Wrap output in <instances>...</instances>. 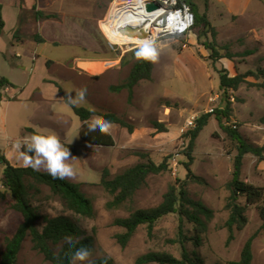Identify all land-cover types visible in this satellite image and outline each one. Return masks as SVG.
Instances as JSON below:
<instances>
[{"label": "rangeland", "instance_id": "1", "mask_svg": "<svg viewBox=\"0 0 264 264\" xmlns=\"http://www.w3.org/2000/svg\"><path fill=\"white\" fill-rule=\"evenodd\" d=\"M127 1L129 0H0L8 23L0 39V75L12 83V92L21 99L25 96L31 98L25 101L19 99L12 104L17 110L9 129V137L13 136L16 140L13 144L12 162L23 167L21 152L28 127L37 132L49 130L56 135H63L62 130L67 127L66 135L70 142L67 144L75 147L68 148L73 153L69 156L73 159L68 162L76 175L73 179H65L80 184L81 190L94 206L93 217L76 214L49 187L38 185L36 189L30 190L33 206L41 216L38 227H44L46 218L65 217L91 237L94 243L93 253L86 261L77 260L75 264H92L103 258H111L115 264H136L139 257L150 252H167L180 258V245L172 242L177 239V214L163 217L152 235L148 234L147 226H140L125 248L116 239V235L123 233L124 229L115 226L114 221L117 218H127L138 209L157 207L163 202L171 185L187 181L191 198L202 201L215 213L199 248L205 263L239 260L245 242L258 233L253 243V264H264L263 222L256 206L248 208L247 226L242 231L235 229L234 240L227 244L229 231L225 223L229 217L226 209L230 196L228 183L233 177L234 159L238 151L237 142L222 130L215 116V111L223 109L225 105L217 72L224 67L221 61L213 63L210 58L212 52L204 46L205 42L214 41L212 33L200 38L201 29L198 27L177 38H158L160 34L157 33L161 51L155 61L153 79L140 82L132 97L127 90L112 92L110 88L123 84L130 74L136 60L134 51L140 43L112 46L102 30L101 22L109 17L113 5H124ZM205 2L206 0H194L198 12L204 9ZM28 3L34 5V8L30 9L31 5ZM19 4L23 6L20 11L22 20L17 25L13 16L18 13L16 8ZM38 12L51 17L38 19ZM36 36L45 42H37ZM215 44L223 55L227 53V48L232 53L241 48L240 43L220 44L218 36L215 37ZM17 54L21 57L18 58ZM81 55L85 61L107 64L110 74L97 82L93 78L99 77L104 70L97 72V63H92L89 64L91 73L79 76L76 56ZM247 57H238L235 59L236 63L247 65L248 71L258 72L262 68L261 61L258 58L249 61ZM47 62L50 67L46 66ZM63 75H74V78L65 80ZM248 80L251 83H264L262 77ZM80 87L87 88V104L75 106L95 110L93 95L99 92L104 106L99 107L98 113L118 115L134 127V132L129 133L128 129L117 124L118 130L114 132L115 146L86 144L80 134L81 120L66 102L69 96L75 98ZM216 96L218 99L213 101ZM230 98L232 112L229 121L224 119L225 125L231 128L236 125V131L246 142L263 147L264 88L242 85L237 92H230ZM45 101H49L51 106ZM40 102L44 110L58 113L63 120L60 122L56 116L36 110ZM211 110L215 111L210 112ZM208 113L213 116L196 140L190 153L191 160L187 155L189 139L186 133L189 130L183 129L190 117L200 118ZM94 119L102 118L95 116ZM154 121L163 123L168 131L158 133L153 127ZM58 127L59 131L56 130ZM60 141L64 144V141ZM139 153H145L156 164H161L168 158L169 170L159 175H150L147 184L137 192L133 203L108 209L107 203L112 197L101 185L105 172L109 173L108 179H113L126 169L147 162L148 159L141 157ZM186 163L191 164L196 179L187 176ZM38 170L47 172L43 165ZM3 171L4 167L0 163L2 191L5 190L1 183ZM241 180L264 188V159L247 154L243 161ZM241 202L245 201L242 199ZM11 204V199L0 200V253L6 239L14 235L23 220L11 208ZM184 229L188 237L196 235L194 226L187 221L184 222ZM188 248L194 249L193 242L188 243ZM16 264L52 263L34 249L28 237L22 245Z\"/></svg>", "mask_w": 264, "mask_h": 264}, {"label": "trees", "instance_id": "2", "mask_svg": "<svg viewBox=\"0 0 264 264\" xmlns=\"http://www.w3.org/2000/svg\"><path fill=\"white\" fill-rule=\"evenodd\" d=\"M183 4L189 5L194 13L195 25L192 29L195 27L201 29L199 37H207L209 33H212L214 41H207L204 43V46L212 52L210 58L213 63H217L223 58L233 60L236 57H247L254 53V51L248 50L243 54H234L227 48V53L225 55L221 54L215 44L217 32L212 27L207 14H200L198 12L194 0H178V6H182ZM50 17L51 15H45L43 12L37 13L38 19ZM5 27L6 22L3 16V6L0 3V36L3 34ZM35 38L39 43L45 42L39 36ZM154 67L155 62L139 61L136 59L124 83L118 86H112L110 90L117 93L127 90L130 97H132L134 89L140 82L151 81L153 79ZM217 72L220 78L219 89L225 105L223 109L215 111V116L222 130H224L233 141L237 142L238 151L234 159L233 177L228 183L230 196L226 205V209L229 211V217L225 223V227L229 231L227 244H230L235 238L234 230L237 229L242 231L247 226V210L250 206H256L263 222L261 230H264V188L254 186L241 180L244 157L247 154H253L260 159H264V146L259 147L249 144L236 129L228 127L224 123V119H226V121L230 120L232 112L230 92H237L242 85L264 88V83H251L248 81V78H256L257 80L259 77H262L264 79V69L260 68L258 72L248 71L245 74H238L234 77H232L230 72L225 68ZM12 86L10 81L0 76V102L4 99L2 93L4 88ZM66 102L73 108L74 113L80 120L84 122L81 137L88 145L115 146V140L109 133L93 134L89 131V121L93 116L99 115L104 120L111 121L112 124H118L128 129L129 133L134 132V127L131 124L114 113H98L85 107L72 105L67 99ZM212 116L211 113L201 116L197 120L196 127L187 131L186 137L189 139V154L187 155L189 159L192 160L190 153L193 151L196 140L209 124V119ZM153 127L158 133H165L168 131L167 127L159 121H154ZM27 132L32 134L35 131L28 128ZM67 147L72 148L70 146ZM23 151H26V149L23 148ZM29 155L34 156L35 154L29 153ZM139 155L143 158H147V162H142L128 168L113 179H108L109 173L107 171L105 172L101 185L112 197V200L107 203L108 209H116L128 203H133L137 192L147 184L150 175H159L169 170L168 158H166L163 163L156 164L149 159L145 153H139ZM0 163L4 167L1 183L5 189L4 191L0 189V200L7 201L11 199V208L23 218L14 235L6 239L3 251L0 253V264H16L22 245L28 237H30L34 249L43 254L45 259L52 264H75V261L72 260V255L80 248L86 247L90 249V254L93 253L94 243L92 238L85 235L83 230L69 218H46L44 227L40 229L38 227V222L41 216L33 206L30 198L31 189H36L38 185L47 186L53 194L60 196L65 201L67 207L71 211L82 216L93 217V203L83 193L80 184L73 183L67 179L61 180L53 178L49 173L42 172L30 166H14L1 151ZM185 169L188 173V177L196 179L191 170L190 163L185 164ZM242 199L245 201L244 203L241 202ZM170 214H177L179 217L177 239L172 242L180 245L181 257L178 258L167 252H150L139 257L136 264H206L199 248L202 246L203 235L208 232L209 224L214 219L215 213L202 201L191 198L187 181L171 185L164 196L163 202L157 207L138 209L132 212L127 218L115 219L114 225L124 229L123 233L116 235L118 243L125 248L136 234L138 228L143 225L147 226L148 234L152 235L157 223L163 217ZM185 221L194 226L196 234L194 237H188L186 235L184 229ZM257 235L258 233L252 235L245 242L239 260L216 264H253V243ZM189 242H193V250L188 248ZM70 244L73 245V247L70 248ZM92 264H115V262L111 258H103L93 261Z\"/></svg>", "mask_w": 264, "mask_h": 264}, {"label": "crops", "instance_id": "3", "mask_svg": "<svg viewBox=\"0 0 264 264\" xmlns=\"http://www.w3.org/2000/svg\"><path fill=\"white\" fill-rule=\"evenodd\" d=\"M205 3L206 4L204 5V9L201 10L199 13L207 14L212 27L217 32L218 42L220 44H223V42L224 44L240 43L241 48L234 50L233 51L234 54H243L248 50L254 51L252 55L247 57V60L250 61V60H254L255 58H258V60H260L262 63V69H264V0H206ZM30 5H31L30 9H33L34 5L32 4ZM22 9L23 6L19 4L18 8H16V11H18V13L16 12V14L13 16V18H15V21L18 23L17 25H19L22 20L20 18L21 17L20 11ZM4 20L6 22V27H7L8 23L5 19V16H4ZM243 48H247V49L245 50ZM17 57L20 58L21 57L20 54H17ZM237 58L238 57L234 58L233 60H230L228 58L221 59L222 66L230 72V75L232 77L238 74H245L248 71L247 65L245 66V64L236 63L235 59ZM76 59H77L76 70L78 71L79 76H82V74L86 72L91 73L89 72V70H92V68L90 67L89 64L97 63V62L85 61L84 60L85 58L82 55L76 56ZM46 66H49L48 62L46 63ZM52 66H54V64ZM155 66H156V62H155ZM109 70L110 68H106V69L98 68L97 72L98 71L99 72L102 71V72L100 73L99 77H94L93 79L97 80L98 82L99 80H101V78L103 79L104 76L110 74L111 71ZM154 71H155V67H154ZM153 77H154V72H153ZM63 78L65 80L72 79L74 78V75L73 76L63 75ZM7 88H8L7 91L5 89L3 90L2 93L4 99L2 102H0V151L6 157H8V160H10L11 164L14 165V163L12 162V157L14 155L13 144L16 142V140H14L15 138L13 136H12L13 138L9 137L10 135L9 129H10L11 121L13 122V119H15L16 117L17 110L12 106V104L13 101L19 99L20 100L24 99L25 101L28 99L31 100V98L29 96H25L21 99L19 95L12 92L11 87H7ZM80 89H82V87H80L79 90ZM59 90L61 92L63 91L60 88ZM98 93L99 92L97 93L95 92L93 95V102L96 104V108L93 111L96 112H98L100 106L102 105L104 106L102 97ZM44 103L51 106V103L49 101H45ZM36 110H39L41 112L44 111L48 115L51 114L52 116H56V119L60 122L63 120L62 119L63 117L58 113H54L51 111L47 112L46 110H44V108L42 107V102L39 103V106L36 108ZM93 117L95 118V116ZM93 117L90 119L89 121L90 123H92L95 120ZM99 117L102 118L101 116ZM66 122L67 121H65V123ZM83 125L84 122L81 121L80 134L83 129ZM56 130L59 131V127ZM117 130H118L117 124H112V128L109 134L113 136L114 139H115L114 132H116ZM67 131L68 128L64 127L62 130L63 135L57 133V136L60 138V140L64 141L65 147L70 146L75 149L73 144H67L70 143L68 142V136L66 135ZM29 136L30 133L26 132L24 139H26ZM6 138L8 139V141H6ZM23 148L24 147H22V152H23ZM69 153L71 155L73 154L71 151H69ZM14 166H17V164H15ZM23 167H28V166H25V164H23ZM43 167L45 166L43 165Z\"/></svg>", "mask_w": 264, "mask_h": 264}, {"label": "clouds", "instance_id": "4", "mask_svg": "<svg viewBox=\"0 0 264 264\" xmlns=\"http://www.w3.org/2000/svg\"><path fill=\"white\" fill-rule=\"evenodd\" d=\"M160 46L157 38L149 37L140 42L134 55L139 61L155 62L160 55ZM87 88H82L75 93V98L69 96L68 102L72 105L84 106L86 101ZM89 131L93 134H108L112 128V122L104 119L94 120L88 125ZM26 151L21 152V158L25 166L38 169L44 165L46 171L53 177L61 180L73 179L76 172L73 166L68 162L73 158H69L70 153L68 147L61 143L58 136L49 130H40L34 132L27 137L24 142ZM34 153L35 155H29ZM73 247V245H69ZM90 256V249H77L73 255V261H86Z\"/></svg>", "mask_w": 264, "mask_h": 264}, {"label": "bare ground", "instance_id": "5", "mask_svg": "<svg viewBox=\"0 0 264 264\" xmlns=\"http://www.w3.org/2000/svg\"><path fill=\"white\" fill-rule=\"evenodd\" d=\"M111 10V14L101 22V26L112 46L137 44L149 37L157 38V33L160 34L164 29L163 22L158 20L160 12L150 14L145 11L142 1L115 4ZM107 66L104 63H97L96 69Z\"/></svg>", "mask_w": 264, "mask_h": 264}, {"label": "built area", "instance_id": "6", "mask_svg": "<svg viewBox=\"0 0 264 264\" xmlns=\"http://www.w3.org/2000/svg\"><path fill=\"white\" fill-rule=\"evenodd\" d=\"M135 1H142L145 11L146 3L156 2L160 5L158 9L149 12L150 14H156L160 12V18L158 20L163 22L162 28L164 29L161 30L160 36L158 38H177L187 35L191 32L192 28L195 25V16L191 7L187 4L178 6V0H129L126 3H133ZM5 90L7 91L8 88L6 87ZM217 99L218 96H216L212 100L215 101ZM214 111L215 110H211L210 112ZM198 119L199 118L196 117H190L189 119H187L183 131L194 129L197 125ZM232 128L237 129V126L233 125Z\"/></svg>", "mask_w": 264, "mask_h": 264}, {"label": "water", "instance_id": "7", "mask_svg": "<svg viewBox=\"0 0 264 264\" xmlns=\"http://www.w3.org/2000/svg\"><path fill=\"white\" fill-rule=\"evenodd\" d=\"M159 6L160 5L158 3H156V2H149V3H146L145 9H146L147 12H152V11L158 9Z\"/></svg>", "mask_w": 264, "mask_h": 264}]
</instances>
